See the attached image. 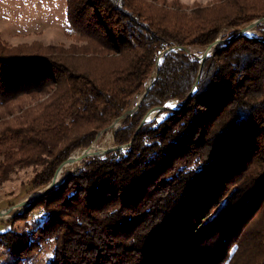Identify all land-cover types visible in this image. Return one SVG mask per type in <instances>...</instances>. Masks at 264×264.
Returning <instances> with one entry per match:
<instances>
[{"label": "trees", "instance_id": "trees-1", "mask_svg": "<svg viewBox=\"0 0 264 264\" xmlns=\"http://www.w3.org/2000/svg\"><path fill=\"white\" fill-rule=\"evenodd\" d=\"M66 3L70 47L36 54L0 39V108L29 102L0 120V187L30 169L31 189L47 186L137 105L165 51H203L264 19V0ZM199 54L165 56L115 144L198 82L185 106L160 112L131 147L84 161L31 207L36 229L1 233L0 246L22 258L53 242L51 264H264V39L235 40L201 73Z\"/></svg>", "mask_w": 264, "mask_h": 264}, {"label": "rangeland", "instance_id": "rangeland-1", "mask_svg": "<svg viewBox=\"0 0 264 264\" xmlns=\"http://www.w3.org/2000/svg\"><path fill=\"white\" fill-rule=\"evenodd\" d=\"M178 1L186 6L191 7L196 4L207 5L214 2L215 0ZM66 11V0H0V39L10 47L17 48L27 46L28 48H31V53L36 54L45 53V49L50 46H64L66 48L70 47L72 44H74L75 41L73 37H70L72 31L67 20ZM252 23L247 24L238 30H235L236 34L233 36H230L233 30H225L221 33L220 36L222 38H233L243 28H247ZM262 25H264V22L258 25L255 29L251 30V32L254 33V36L261 38V40H263L264 38H262V35L258 31V28ZM246 36L249 37V35ZM240 38L246 37L234 38V41ZM204 51L205 50L201 51L198 49H189V54L197 55L200 53L201 55L199 54V56L201 57ZM153 79L154 75L152 76V80ZM142 96L137 97L135 103L138 104ZM27 103L29 102L27 100H24L19 103L0 108V120L1 118L3 119L8 116H12L17 112H20L23 109V106ZM168 105L170 108L176 109L179 107V105H181V103L173 101L169 102ZM135 107L136 106L133 105L130 111ZM123 123L124 122L122 120L113 122V124L108 129L98 135L96 142L91 147L83 150H78L72 155L81 152H88L93 148H102V146L105 144L104 142H109L113 148L119 147L115 144V133L121 128ZM136 133L135 135L138 134ZM135 135L134 137H136ZM134 140L132 139V142ZM132 142L130 143L131 145ZM126 146L128 145H125V147ZM106 156L93 158L92 161L101 160ZM83 162L81 163V165L75 167L70 173L73 172L74 174L77 170L82 168L84 166ZM73 174H71L70 176H72ZM33 175L34 172L32 169L23 171L14 176L10 182H7L0 187V213L8 212V217L6 219L0 220V234L7 231L33 232L36 229L37 222L32 218V215L38 214L39 209L35 211L33 210L31 212L29 211L31 207H34L33 205H35L40 199L34 202L27 209L20 210L17 209V207L27 201L34 194L43 191L49 186L52 181L45 187L39 188L37 190H32L31 179L33 178ZM68 175L63 181L62 185L65 184V182L70 177ZM53 250L54 243L50 242L47 244H43L37 252H34L27 257L21 258L13 256L7 250L0 246V264H51Z\"/></svg>", "mask_w": 264, "mask_h": 264}, {"label": "water", "instance_id": "water-1", "mask_svg": "<svg viewBox=\"0 0 264 264\" xmlns=\"http://www.w3.org/2000/svg\"><path fill=\"white\" fill-rule=\"evenodd\" d=\"M264 22V19H260L254 23H252L251 25H249L247 28H243L235 37L233 38H222L221 36H219L215 41H213L206 49L205 51L203 52L202 56L200 57V63H201V68H200V73L203 69V65L204 63L211 57L214 56V54L218 51H220L221 49L225 48L228 44L232 43L234 41V38H238V37H246V38H250V39H257V40H261V38H258V37H255V38H252V37H248L246 36V33L248 31H251L253 29H255L258 25H260L261 23ZM221 44H223L221 46ZM218 45H220L218 47ZM176 50H184L186 52L189 53V49L188 48H172V49H169L167 51H165L164 53L161 54L160 56V59L157 63V71H156V75L154 77V79L149 83L148 87L146 88L142 98L140 99V101L138 102V104L136 105V107L133 109V110H129L127 111L122 118H120L119 120H122L123 122L130 116H132L133 114H135L139 107L141 106L145 96L148 94V92L150 91V89H152V87L155 85L157 79H158V76H159V66L161 64V62L163 61V59L165 58V56H167L169 53L173 52V51H176ZM197 85H198V82L196 83L195 87H194V90L193 92L189 95L188 99L181 103V108L183 106H185L187 104V102L193 97L194 93L196 92L197 90ZM178 109V108H176ZM175 108H170L168 104L166 105H163V106H156L154 107L147 115L146 117L143 119V121L141 122L139 128H138V131L137 133L141 130V128L148 122L154 120L156 118V116L162 112V111H167V110H176ZM118 121V120H116ZM136 133V134H137ZM136 136V135H135ZM135 138V137H134ZM133 138V140H134ZM131 146L128 145V146H124V147H115L113 149H111L108 153H106V155L108 154H112V153H115L117 152L118 150H122V149H127ZM92 150V149H91ZM88 151L89 153H87L86 155H84V158H83V161L84 160H92L93 158H96V157H103V156H106V155H99L100 153V149L95 151V152H91ZM75 155H71L69 158H67L66 160H64L62 162V164L58 167L56 173H55V176L52 180V182L49 184V186L47 188H45L43 191L39 192V193H36L34 194L32 197H30L27 201H25L24 203H22L20 206L17 207V209H20V210H24V209H27L29 208L34 202L38 201L39 199L41 198H44L45 196H47L48 194L52 193L53 191L57 190L63 182L60 181L59 179V172H60V169L64 166V164L71 160ZM76 171V170H75ZM72 173H70L68 176H70ZM8 217V212H2L0 213V220L1 219H6Z\"/></svg>", "mask_w": 264, "mask_h": 264}, {"label": "bare ground", "instance_id": "bare-ground-1", "mask_svg": "<svg viewBox=\"0 0 264 264\" xmlns=\"http://www.w3.org/2000/svg\"><path fill=\"white\" fill-rule=\"evenodd\" d=\"M256 32V31H255ZM246 35H249V37H255L254 33H252L251 31H248L246 33ZM223 44H221L222 46ZM220 45H218L219 47ZM156 75V72L154 73V77ZM105 144L102 146V148H93L91 150V152H95L97 150H101L99 155H106V153H108L113 147L111 146V144L109 142H104ZM89 152H81V153H76L75 156L67 161L64 166L60 169L59 172V179L61 182H63L65 180V178L67 177V175L77 166L81 165V163L83 162V158L84 155H86ZM13 213V212H12Z\"/></svg>", "mask_w": 264, "mask_h": 264}]
</instances>
